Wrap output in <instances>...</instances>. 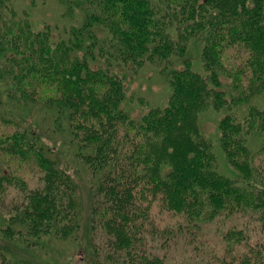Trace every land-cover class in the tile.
<instances>
[{
  "label": "trees",
  "instance_id": "1",
  "mask_svg": "<svg viewBox=\"0 0 264 264\" xmlns=\"http://www.w3.org/2000/svg\"><path fill=\"white\" fill-rule=\"evenodd\" d=\"M59 1L63 31L0 0V264L71 237L83 264H171L170 243L179 264H264V0ZM148 63L170 92L136 117L126 74Z\"/></svg>",
  "mask_w": 264,
  "mask_h": 264
},
{
  "label": "rangeland",
  "instance_id": "2",
  "mask_svg": "<svg viewBox=\"0 0 264 264\" xmlns=\"http://www.w3.org/2000/svg\"><path fill=\"white\" fill-rule=\"evenodd\" d=\"M18 10H27L30 14L32 22L36 27H42L45 24H51L52 27L59 26L58 30L63 31L66 25L71 24L70 21L76 22L78 19L64 17L63 8L59 0H14ZM193 39V38H192ZM192 42V41H191ZM190 42L189 53L191 55L194 69L204 73V67L201 61L200 48L198 43ZM125 86L127 89V99L125 100L126 109H130L136 117L142 115L150 107L156 105H165L169 96L170 88L168 78L165 74L159 71V68L154 64H146L138 72H127ZM252 102L259 106L264 105L263 93L253 97ZM247 104L240 107L238 116L243 117L247 109ZM223 115L222 109L209 107L201 113L202 129L206 136L212 141L213 148L220 158L222 168L231 172L230 166L225 164L224 155L219 146V131L218 121ZM62 138V137H61ZM155 221L161 227L174 223L177 218L169 213H158L155 216ZM212 226L221 227V224L215 223ZM214 231L209 232L212 236ZM78 237H81V230L77 232ZM157 236H155V239ZM86 244L75 241V237L67 240L55 242L51 246L43 244L33 251L23 252L36 264H83L87 255L85 248ZM171 256L174 255L171 264H179V253L176 245H172ZM159 253V247L156 249ZM161 253V248H160Z\"/></svg>",
  "mask_w": 264,
  "mask_h": 264
}]
</instances>
